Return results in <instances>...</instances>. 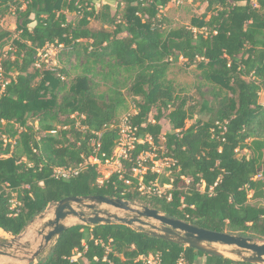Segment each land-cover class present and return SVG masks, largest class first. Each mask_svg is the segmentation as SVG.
<instances>
[{
    "label": "trees",
    "instance_id": "obj_1",
    "mask_svg": "<svg viewBox=\"0 0 264 264\" xmlns=\"http://www.w3.org/2000/svg\"><path fill=\"white\" fill-rule=\"evenodd\" d=\"M172 1L0 0V22L16 16L15 33L0 24L9 80L0 97V229L17 236L67 197L103 196L264 242V0H205L204 14L175 28L162 14ZM48 45H63L64 55L76 59L79 73L71 81L66 70L37 67ZM180 58L200 72V100L181 96L168 79ZM128 97L137 111L130 117L136 136L152 143L129 151L127 175L141 155L156 153L170 162L169 175L152 172L146 159L143 184L170 188L143 194L138 179L127 186L118 174L100 184L96 166L69 180L54 178L57 167L112 156L118 131L110 127L128 109ZM203 113L209 119L198 117ZM188 121L194 123L187 127ZM243 149L251 156L239 158ZM149 255L160 264H237L117 223L69 228L37 264H145L139 258Z\"/></svg>",
    "mask_w": 264,
    "mask_h": 264
},
{
    "label": "water",
    "instance_id": "obj_2",
    "mask_svg": "<svg viewBox=\"0 0 264 264\" xmlns=\"http://www.w3.org/2000/svg\"><path fill=\"white\" fill-rule=\"evenodd\" d=\"M123 199L103 196L67 197L36 217L17 236H0V264H36L47 255L57 239L77 225L122 224L168 242L192 248L205 255L232 259L245 264H264V243L251 238L199 228L191 223L169 218L155 209ZM107 206L131 216H121L103 209ZM38 226L36 233L33 226ZM2 230V229H0ZM233 260V259H232Z\"/></svg>",
    "mask_w": 264,
    "mask_h": 264
},
{
    "label": "rangeland",
    "instance_id": "obj_3",
    "mask_svg": "<svg viewBox=\"0 0 264 264\" xmlns=\"http://www.w3.org/2000/svg\"><path fill=\"white\" fill-rule=\"evenodd\" d=\"M206 8H207V3L205 2V0H173L171 3H169V5L166 8L162 10V14L168 19L170 23V27L172 28L190 26L192 18L196 16H201L202 14H204L206 11ZM113 10L114 11L116 10L115 4H113ZM77 18L78 17L76 14H68V20L71 22H75ZM15 20H16V16L10 15L0 22L1 27L4 30H8V31L10 30L13 33H15V30H16ZM92 27L93 28L97 27L95 22L92 23ZM14 36L16 35L14 34ZM10 44H11V40L8 41L6 46L3 47V49L1 50V53L4 49L6 50L8 46H10ZM46 52L47 51H44V50L40 52V55H39L40 63L44 64L46 67L49 66L52 69L56 68L57 70H66L69 73V76H65L66 82L71 81L79 73V69L78 67H76V59L73 56L69 57L68 55H64L65 52H63L62 49H54L53 53L49 54L48 57L45 59V60H48L49 63H46L45 61L44 63H42V58H44L48 54V52L47 54ZM3 53L5 54L4 51ZM199 74L200 72L195 66L190 67V68L186 67L185 61L182 58H180L177 63L173 64V67L171 68L168 74V79L173 81V83L177 87L178 92H181V96H186L187 98H194L195 100H200L201 95L198 91V86L200 82ZM104 90H105L104 87H100V91H104ZM206 90L207 89H205L204 91L206 92ZM127 101H128V109L125 112H122L120 114V118L123 117L125 114L134 111L135 102L133 101V99L128 97ZM259 102L262 105H264V89L260 93ZM171 111L172 109H169L168 111H166L165 118L161 121L164 133L169 131L171 128V122H170V117H169V114ZM156 114H157V111L154 109L150 115V119L153 120V117ZM198 117L204 120L209 119V115L207 113L198 115ZM79 119L80 118L77 117V120ZM193 123L194 121H188L186 122V126L189 127ZM161 139L162 141L164 140L163 138ZM157 156L158 155L156 153L149 154V157H147L148 158L147 160H149L148 162H155L153 163L152 167L155 168V170L159 171L161 176H164V175L168 176L169 175L168 168L170 167L169 165L170 162L166 159H156ZM243 156L250 157L251 152L248 150H244V149L240 150L238 152V157L241 158ZM100 171H101V177L105 178V176L108 175L110 172H112L113 169L110 167L104 166L100 169ZM261 174H262V171H261ZM262 178H263V175H262ZM167 189L168 188H166L165 186L161 187L158 184V190L162 192V194H164ZM145 194L154 195L158 193L151 191L150 193H145ZM251 198H252V193H250L249 195L250 202L252 204H257V201ZM134 203H136L134 204L136 207H139L138 205L142 204L139 202H134ZM103 209L111 210L112 212H116L119 215L124 216V217L131 216L130 214L124 211H116L107 206H104ZM38 228L39 227L36 225L33 226L32 232L30 231V233H33L34 235V233L37 232ZM0 236H6V235L3 232H0ZM258 243L262 244L264 242H258ZM45 256H43L42 258H44ZM231 258L234 261H236L237 264H244L240 259L236 257L232 256Z\"/></svg>",
    "mask_w": 264,
    "mask_h": 264
},
{
    "label": "built area",
    "instance_id": "obj_4",
    "mask_svg": "<svg viewBox=\"0 0 264 264\" xmlns=\"http://www.w3.org/2000/svg\"><path fill=\"white\" fill-rule=\"evenodd\" d=\"M63 45L59 46H54V45H48L44 49L46 52V56L42 58V63L44 61L46 63H49L48 60H45L49 54L53 53L54 49H62L63 50ZM7 50H12L11 46H8ZM43 51V50H42ZM7 52L4 54L6 56ZM42 64L39 63L37 64V67H41ZM47 69H52L49 66L46 67ZM9 83V80L5 77L4 70L1 65V60H0V97L5 90L6 85ZM136 108L134 107L133 112H129L125 114L123 117L120 118V120L115 124L110 127V129L116 128L118 131V139L116 141V146L114 148L113 154L109 159H106L105 161L100 160L99 158L95 156H90L87 158L84 163H82L78 167H70V168H63V167H57L54 169L53 172V177L56 179H63V180H69L72 177L78 176L79 173L87 168L88 166H96L98 168V172L100 174L98 178V182L100 184H103L105 181H107L112 175L118 174L119 179L122 180L127 186H132V179H138L139 180V186L138 190L145 194V193H150L151 191L158 193V195H162V192L158 190V183H154L152 187H146L143 184V177L145 176L146 172L148 171V167L146 165V159L149 157L150 153H147L145 155H141L137 159V167L133 168L132 173L128 176L127 172L125 170L123 160L128 158L129 151L134 149V146L136 143L138 144H144L146 141L152 143V138L147 137L145 139L138 138L136 136V131L137 128H134L131 124L130 117L133 114H136ZM78 115L73 116V118H76L77 120ZM82 118H84L82 116ZM77 127H81L80 125V119L77 120ZM83 128V127H82ZM99 137L101 136L100 133L97 134ZM100 147V144H98V149ZM155 163V162H152ZM110 167L113 169L112 172H110L108 175L105 176V178L101 177V171L100 169L102 167ZM151 171L154 173H157L158 175H161L159 171L155 170V168H151ZM256 180L262 179V174H258L257 177L255 178ZM166 188H170L169 185H165ZM213 188L210 189V193H212ZM170 199V198H169ZM75 259V258H74ZM142 260L145 264H160V260L158 256L154 255H149L147 257L141 256L139 258ZM180 264H183V261H180Z\"/></svg>",
    "mask_w": 264,
    "mask_h": 264
},
{
    "label": "crops",
    "instance_id": "obj_5",
    "mask_svg": "<svg viewBox=\"0 0 264 264\" xmlns=\"http://www.w3.org/2000/svg\"><path fill=\"white\" fill-rule=\"evenodd\" d=\"M79 257H80V255L76 256L74 260H77ZM4 261H5L4 258H0V263H1V262H4ZM201 261L204 262L205 260L203 259V260H201ZM38 262H39V260H38ZM38 262H37V263H38ZM37 263H36V264H37Z\"/></svg>",
    "mask_w": 264,
    "mask_h": 264
},
{
    "label": "bare ground",
    "instance_id": "obj_6",
    "mask_svg": "<svg viewBox=\"0 0 264 264\" xmlns=\"http://www.w3.org/2000/svg\"><path fill=\"white\" fill-rule=\"evenodd\" d=\"M0 232H3V230H0ZM4 233V232H3Z\"/></svg>",
    "mask_w": 264,
    "mask_h": 264
}]
</instances>
